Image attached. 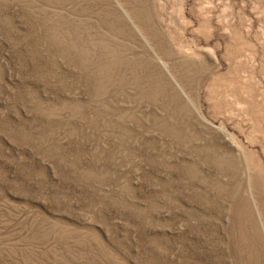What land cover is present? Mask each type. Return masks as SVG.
Returning a JSON list of instances; mask_svg holds the SVG:
<instances>
[{
    "label": "rangeland",
    "instance_id": "374dc122",
    "mask_svg": "<svg viewBox=\"0 0 264 264\" xmlns=\"http://www.w3.org/2000/svg\"><path fill=\"white\" fill-rule=\"evenodd\" d=\"M0 264H264V0H0Z\"/></svg>",
    "mask_w": 264,
    "mask_h": 264
}]
</instances>
